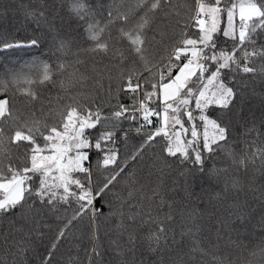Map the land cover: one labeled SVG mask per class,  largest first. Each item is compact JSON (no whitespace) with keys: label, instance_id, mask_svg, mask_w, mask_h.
Wrapping results in <instances>:
<instances>
[{"label":"snow or ice","instance_id":"1","mask_svg":"<svg viewBox=\"0 0 264 264\" xmlns=\"http://www.w3.org/2000/svg\"><path fill=\"white\" fill-rule=\"evenodd\" d=\"M18 9L35 27L23 36L0 28V52L47 45L51 54L25 61L27 72L5 67L0 81V264H54L83 221L90 247L62 264H152L145 254L155 264H207L213 231L217 241L225 230L251 236L254 202L264 230V0L180 9L170 0H0V19ZM162 16L166 43L156 39ZM89 81L103 97L78 90ZM177 160L190 199L210 186L228 203L208 223L182 212L179 232L162 180ZM104 217L114 223L101 235ZM252 255L264 264V236Z\"/></svg>","mask_w":264,"mask_h":264},{"label":"trees","instance_id":"2","mask_svg":"<svg viewBox=\"0 0 264 264\" xmlns=\"http://www.w3.org/2000/svg\"><path fill=\"white\" fill-rule=\"evenodd\" d=\"M7 2H12L15 4H29L32 3V0H7ZM111 0H105V3H110ZM189 0H170V3L175 6L177 9H180L181 6L188 3ZM170 25V18L168 17H161L158 20V29L156 32V39L158 41L163 39V42H167V37H162L161 32H167L169 35L171 33ZM7 27L10 32L13 34L18 33L20 36L28 34L31 32L32 28L35 27L30 21H27L24 17V13L22 9H18L15 14L12 12L8 13L7 20L0 19V28ZM51 53L49 52L48 46L45 45L44 47L38 49H26V50H14L8 53L0 52V81H8V76L4 75V68H12L13 70H22L27 72L28 69H22L21 65L30 60L33 56L40 57L41 59H47L48 55ZM260 79L257 77V85H259ZM103 89L107 90L108 88V81L105 78L102 81ZM0 86H3L0 84ZM23 86V85H21ZM8 92L7 95L11 96L13 92L16 90L17 85L8 82L7 84ZM78 90L84 92H97L101 97H103L104 92H101L99 87L93 85L91 81L84 84L83 88H78ZM5 93H0V96L4 95ZM57 94L55 89H52L49 93L46 91L44 93L45 97L47 98L49 95L55 97ZM17 108H19L23 112L28 111V106L23 103V98L17 94ZM126 103L128 101H125ZM36 112L37 116H40V105L36 104L35 108L33 109ZM125 127H128L125 124ZM136 140H139L140 137L136 136ZM158 151V146L150 147L144 154V158L147 159L153 151ZM15 151V149L13 150ZM223 158V154L216 157V160H221ZM139 164V161L137 162ZM171 164V168L167 169L165 175L162 177L163 184L165 188L168 190V198L175 201L176 211H177V232H179V224L181 221V213L187 214L190 211H195L198 216L202 217L205 223L212 221L216 216H220L223 214L224 210L228 207V203L223 200L222 197H217L216 192L219 191L218 189H213L210 186L207 188L206 191H201L198 187L196 194L191 199L186 195L183 190V179L181 178L179 168V161L177 160L175 163L169 162ZM191 165V161L188 162L187 166ZM219 166H223L222 164ZM208 167H212V161H209ZM132 168H137L139 172V168L137 165H132L131 163L128 166V170L131 171ZM99 176L106 175V173L100 172L98 173ZM153 181L156 180V177L153 176L151 178ZM124 180V177H121V181ZM261 181L259 179V174L257 173V179L255 181V186L259 187ZM123 187V184H119L117 186V191H120ZM258 198V193H257ZM111 199V197H109ZM194 200V203L192 202ZM105 212L108 211L107 208L104 209ZM260 205L259 203H253V218L251 223V228L254 231L251 233V236L247 234H242L237 237L236 233H229L225 230L221 233V238L219 241L216 240V234L213 231L212 233V241L211 245L207 246V254L205 255V260L207 264H216V260H222L224 264H260L259 257L253 256L252 252L254 251V246L258 244L259 238L264 236V230H261L260 225L258 223L260 219ZM71 213L69 212V215ZM50 225L55 226L57 223L56 217H50L49 220L46 222ZM114 223V221L110 217L101 218L99 221L100 225V232L103 235ZM5 225L0 222V229H2ZM88 229V222H76L71 230V235L67 236L64 243L61 245L60 249L55 253L54 256V264H62V261L65 259L66 256L69 254L75 256L79 255L81 258H84V247H90L87 239H81L82 233H85ZM46 232L47 237H51L52 233ZM179 235L177 239L179 240ZM47 246V239L40 245L38 251L44 252V248ZM79 246V247H77ZM71 249V251H69ZM145 260L151 261L152 264H155L157 259L156 256H150L145 254Z\"/></svg>","mask_w":264,"mask_h":264}]
</instances>
